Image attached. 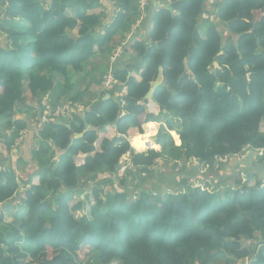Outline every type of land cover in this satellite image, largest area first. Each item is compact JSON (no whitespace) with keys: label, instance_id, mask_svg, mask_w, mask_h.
I'll list each match as a JSON object with an SVG mask.
<instances>
[{"label":"trees","instance_id":"trees-1","mask_svg":"<svg viewBox=\"0 0 264 264\" xmlns=\"http://www.w3.org/2000/svg\"><path fill=\"white\" fill-rule=\"evenodd\" d=\"M137 1L0 0L6 153L21 131L36 130L37 106L25 104L26 94L40 108L48 95L83 102L99 83L96 71L108 68L89 60L112 54L115 38L140 15ZM146 1L145 22L124 45V53L141 57L136 71L128 75L118 61L113 90L102 91L85 114L45 126L55 157L40 143L33 181L19 183L12 168L0 170V203L17 209L15 217H0V264H264V179H244L235 163L226 172L221 162L264 149V0ZM159 68L162 83L144 99ZM74 76L85 86L74 90ZM149 119L162 121L160 150L135 153L125 137ZM126 153L146 175L160 159L196 160L207 173L188 181L195 171L183 167L167 183L158 176L147 189L106 196L96 177L115 175Z\"/></svg>","mask_w":264,"mask_h":264},{"label":"crops","instance_id":"crops-1","mask_svg":"<svg viewBox=\"0 0 264 264\" xmlns=\"http://www.w3.org/2000/svg\"><path fill=\"white\" fill-rule=\"evenodd\" d=\"M162 2H163L162 0H157V2L154 5H158ZM108 10H109V8H108ZM102 11L104 13L106 12V10L104 8H102ZM108 12L110 14L113 11L109 10ZM143 22H145V20ZM147 23H148V21H147ZM141 26H142V24H141ZM141 26L139 27V29H141ZM102 58L100 60V56H94L92 59L89 60L88 66H90V67L94 66V65H99L100 67L106 66L105 65L106 58H103V60H102ZM120 62H122V61H119V63ZM123 62L125 65H130L132 63V60L130 58H126L123 60ZM106 64H107V61H106ZM97 75H100V76H98L99 83L93 84L89 87V90L86 92V97L83 98V102H81L83 105H85L86 108L90 107L98 99L99 94L102 92L100 80H101L103 74H99V71H96V76ZM73 82L75 83V86H73L74 90H76L78 88V86H85V83H83L81 81L80 76H74ZM26 96H29V95L26 94ZM41 100L43 101L41 108L37 105V101L30 100V97L27 99L26 105L34 106V107L37 106V113H38L39 110H41V112H43L45 106H49L50 105L49 102L51 103L52 101H54V99L49 95L45 96L44 98L42 97ZM22 108H23V106H21V109ZM22 111L27 114V112H26V110H24V108ZM23 116H25V115L22 114V116H20V117L22 118ZM30 120L33 121L32 119H30ZM90 125L91 124L88 125V128L90 127ZM143 131H145V129H143ZM5 132H8V131H5ZM43 132H44V130H42L41 133L36 134L33 130L32 131L29 130V128L21 131L19 138L16 139L12 143V145L10 146L9 153H6L4 147L2 148L0 146V151L2 152V155H3V157L0 159V169L4 170L6 168H12V170L15 174L16 180L19 183H25V182L30 181V180L33 181L34 179L33 178L30 179V178L32 177V175H34L36 173V171L38 169L37 163L35 160V152L38 149V146L40 145V143H44V144L47 143L49 146H51V143L49 142L50 140L45 137ZM51 151H52V154L54 155V151H53L52 146H51ZM54 157H55V155H54ZM55 161L57 164L58 158ZM162 163H163L162 160H160V162L158 163V164H160V166L155 167L154 174H152V175H146V173H138V172L134 173V174L126 173L124 175L123 180L119 181L118 183L111 181L108 178L109 175H107V177L102 176V175H98L96 177V180L104 182L102 184L103 185V191L102 192L104 194H106V196H107V195L111 194V192L115 191V189H117L119 191H127L130 193L135 192V191H139V190H143V189H147L148 187H150L149 181L151 179H154V178L156 179L158 176H160L161 182L167 183L170 180V178L172 177L171 172L172 171L177 172L180 169H182L183 167L186 168L187 172L195 171L194 176H196V178L198 177V175L200 176V175L207 173V172L206 173H200L199 167L197 165L193 164L191 160L189 161V163H191L190 165H188V166L185 165V164H188L187 162L181 163L180 168H177L176 165H174V164H170V163L169 164L168 163L162 164ZM234 163H235V157L231 158V162L229 164L227 163V165L222 166V168L226 172H229L232 170L231 168L234 167V165H235ZM163 175H164V177H163ZM193 177H192V179H190L188 181L201 182V181H199V178L196 179ZM23 186H25V185L20 186L21 191L24 189ZM26 186H28V184ZM167 191H170V189H167ZM85 193L88 194V191H86ZM83 197H84V195H80V198H83ZM0 207H1V203H0ZM0 211H1V208H0ZM3 213L4 212L1 211V215H3ZM237 264H239V263H237Z\"/></svg>","mask_w":264,"mask_h":264},{"label":"built area","instance_id":"built-area-1","mask_svg":"<svg viewBox=\"0 0 264 264\" xmlns=\"http://www.w3.org/2000/svg\"><path fill=\"white\" fill-rule=\"evenodd\" d=\"M147 6L148 3L146 0H138L137 1V7L140 10V15L134 22V26L132 29H130V32L136 33L137 29L140 27L142 24L143 20L146 18L147 15ZM133 34V35H134ZM124 45L122 44L118 46L112 54L108 58V68L103 75L102 81H101V87L103 92H109L114 89L116 85L119 84V82L115 79L114 77V68L117 65L119 58L123 57L124 55ZM125 89L123 88L118 95L119 96H124L125 95ZM121 103L124 104V100L121 99ZM79 106V105H78ZM73 106L70 104H64V105H59L54 108H49V106H46L44 108V111L41 112L40 119L38 120L36 124V130L34 131L36 134H39L45 126L51 122L52 120L60 119V118H72L74 115H76L78 112L82 111V108L79 106ZM153 138V137H152ZM152 138H150L152 140ZM155 138V137H154ZM247 149L243 153H240L238 155H235L234 157H242ZM150 151V150H149ZM148 152V151H147ZM144 152V153H147ZM256 157L264 155V150H258L255 152ZM231 156H224V158L221 160L222 164L228 163L231 160ZM138 172V167L133 165V162L130 159L129 153H126L123 157V161L120 163V166L116 172L115 175H109V179L115 183H118L119 181L123 180L124 175L126 173H137ZM88 184H92L91 180L87 181ZM100 190H103V185L100 186ZM132 197H135V194L132 195Z\"/></svg>","mask_w":264,"mask_h":264},{"label":"water","instance_id":"water-1","mask_svg":"<svg viewBox=\"0 0 264 264\" xmlns=\"http://www.w3.org/2000/svg\"><path fill=\"white\" fill-rule=\"evenodd\" d=\"M168 7L169 4H166ZM169 10L171 8L168 7ZM125 58H130L132 60V64L125 65L124 62H120V66L123 69H126L128 71V75L131 74V72H135L136 69L139 66V63L141 62V57L135 55L131 51H125L124 53ZM213 65L215 67H218L217 62H214ZM163 80V72L162 68H159L158 70V76L156 80L153 82L152 86L148 90V92L145 94L144 99H149L152 97L155 88H157ZM109 97V93H106L103 99H106ZM93 110L96 112H99L98 105L95 104L93 106ZM83 114H85V111H83ZM41 115V110L38 111L36 119L39 120ZM61 121H58L60 123ZM69 127V125H67ZM84 127L85 129H88V123L84 121ZM76 137H81V135H76ZM152 140H155L153 137ZM235 164L236 169L235 170H243V177L244 179H248L250 177L256 176L258 179H264V159H259L256 157L255 150L252 148H249L246 150L245 154L242 157H236L235 158ZM0 217H1V211H0Z\"/></svg>","mask_w":264,"mask_h":264},{"label":"rangeland","instance_id":"rangeland-1","mask_svg":"<svg viewBox=\"0 0 264 264\" xmlns=\"http://www.w3.org/2000/svg\"><path fill=\"white\" fill-rule=\"evenodd\" d=\"M213 1L214 0H209L208 2H210V3H212L213 4ZM157 7H160L161 6V4H158V5H156ZM203 17L206 19L207 18V15L206 14H204L203 15ZM134 25H132V27H133ZM141 26V25H140ZM132 27H131V29H132ZM1 34L3 35V38L4 37H6V34L4 33V32H2L1 31ZM133 34H134V32H127V33H125V35H124V38L123 39H119V37L117 36L115 39L116 40H118V45L116 46V47H114V49H116L118 46H120V45H122V44H127V42L128 41H130L134 36H133ZM137 35V33L135 34V36ZM1 39V42H3V43H5V40L4 39ZM114 51V50H113ZM112 51V52H113ZM98 56H100V60H101V58H102V56L103 55H101V54H99ZM103 58H106V61H107V64H106V61H105V65H108V58H109V56H108V58H107V55L106 56H103ZM103 58H102V60H103ZM124 59H126L125 57H120L119 58V61H122L123 62V60ZM132 64V63H131ZM103 78V77H102ZM102 78H101V80H102ZM29 96H26L25 98H26V102H27V99L30 97V100H32L33 101V99L31 98V96H30V94H28ZM26 102H25V104H26ZM43 102V101H42ZM49 108H54V107H56V106H59V105H64V104H70V105H75V106H80L81 108H82V112L83 111H86V107H85V109H84V105L82 104V103H78V102H73V101H70V100H67L66 98H60L59 99V101L57 102V101H52L51 103L49 102ZM78 106V107H79ZM44 107V106H43ZM46 107V106H45ZM67 119H71V118H67ZM262 129H264V118L262 119ZM4 131V130H3ZM5 132V131H4ZM6 133V132H5ZM175 143V142H174ZM264 150V149H263ZM258 158V157H257ZM161 160V159H160ZM160 160H157V162L159 163L160 162ZM192 161V163L193 164H195V165H197L198 167H199V172L200 173H204V172H206V169H207V166H204V167H200L199 166V164H198V162L196 161V160H191ZM169 163L170 164H174L173 162H170L169 161ZM168 163V164H169ZM188 164H185V165H190L191 163H189V161L187 162ZM177 164V165H176ZM176 164H174V165H176V167L177 168H180V165H181V163H179V162H177ZM184 165V166H185ZM0 170H3V169H0ZM193 178H196V176H194ZM251 178V177H250ZM197 179V178H196ZM250 183L249 184H252L253 183V178L252 179H250V181H249ZM103 191V190H102ZM1 211L2 212H7V213H9V214H11L12 216H16L17 215V209L14 207V205L13 204H11V203H9V202H5V203H1ZM86 211H87V209H86ZM5 222V221H4ZM239 264H242V263H239Z\"/></svg>","mask_w":264,"mask_h":264},{"label":"clouds","instance_id":"clouds-1","mask_svg":"<svg viewBox=\"0 0 264 264\" xmlns=\"http://www.w3.org/2000/svg\"><path fill=\"white\" fill-rule=\"evenodd\" d=\"M162 121L158 120H146L140 127L146 129L145 131H135L132 135L126 136L125 139L130 145V148L135 153H144L149 150L159 151L160 145L155 140L150 138L156 137L159 133V128ZM171 136L174 139L176 145L180 144V139L177 131H171Z\"/></svg>","mask_w":264,"mask_h":264},{"label":"bare ground","instance_id":"bare-ground-1","mask_svg":"<svg viewBox=\"0 0 264 264\" xmlns=\"http://www.w3.org/2000/svg\"><path fill=\"white\" fill-rule=\"evenodd\" d=\"M146 130V129H145Z\"/></svg>","mask_w":264,"mask_h":264}]
</instances>
